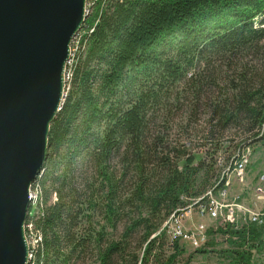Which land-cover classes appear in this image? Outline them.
Here are the masks:
<instances>
[{"label":"trees","instance_id":"trees-1","mask_svg":"<svg viewBox=\"0 0 264 264\" xmlns=\"http://www.w3.org/2000/svg\"><path fill=\"white\" fill-rule=\"evenodd\" d=\"M90 3L27 214L39 236L31 262L188 264L158 233L163 221L213 183L225 131L264 144V0ZM217 60L236 64L225 90L214 69L193 71ZM179 110L184 127L207 115L204 154H191L189 136L171 139Z\"/></svg>","mask_w":264,"mask_h":264},{"label":"water","instance_id":"water-1","mask_svg":"<svg viewBox=\"0 0 264 264\" xmlns=\"http://www.w3.org/2000/svg\"><path fill=\"white\" fill-rule=\"evenodd\" d=\"M87 0H0V264H27L29 190L48 161Z\"/></svg>","mask_w":264,"mask_h":264},{"label":"built area","instance_id":"built-area-1","mask_svg":"<svg viewBox=\"0 0 264 264\" xmlns=\"http://www.w3.org/2000/svg\"><path fill=\"white\" fill-rule=\"evenodd\" d=\"M90 4L87 0L86 18ZM81 39L80 29L70 43L65 87L70 78L69 66ZM240 143L238 139L231 144L223 143V155L222 148L214 154L217 175L213 183L197 197H183L188 203L176 208L163 221L158 233H164L169 242L176 241L195 250L210 244L208 236L213 234L234 246L226 251L248 252L252 264H264V169L255 170L251 166L254 145L251 144V148L247 143ZM41 174L36 176L29 190L30 209H34L39 200L37 179ZM24 233L29 246L27 264H32V252L39 236L29 219L25 221Z\"/></svg>","mask_w":264,"mask_h":264},{"label":"rangeland","instance_id":"rangeland-1","mask_svg":"<svg viewBox=\"0 0 264 264\" xmlns=\"http://www.w3.org/2000/svg\"><path fill=\"white\" fill-rule=\"evenodd\" d=\"M236 68V64L232 63L231 67L227 66V61H215L212 63V65L208 67H203V62H198L196 68L193 70L195 73L198 71H201L204 69V72H210L215 71V74L217 75V78L221 85H223V90H225V85L227 81V77L230 75H233L234 69ZM226 78V80H225ZM181 85L179 86V89H181ZM175 90V89H174ZM202 118H200L198 121H191L190 124L187 127H184V122L186 118V113H184L182 110L175 111L173 114V121L171 128L169 130V134L171 136V139L175 140H181V142H184L188 136L191 139V146L189 147V150L192 152L191 154H194V157L200 156L204 154V147L203 145L207 144V142L202 141L204 137L206 136V125H205V119L207 117L206 114L201 115ZM243 136L240 135V131L237 129L231 128L228 131H225L223 134V143L224 145L231 144L234 142V140H240L239 137ZM223 143H222V150L221 154L223 155ZM253 145V144H252ZM251 145V148H252ZM256 146V147H255ZM253 152H252V168L255 170L264 169V144L263 145H254ZM196 160V159H195ZM33 209L31 210V215H33ZM208 242L210 244L201 247L200 249H193L187 245H184L185 253L180 257L181 262L185 260L187 256H191L190 261L188 264H230L231 257L229 256L228 252L226 250H232L234 249V246H232L229 243L223 242V238H220L219 236L214 237L213 234H210L208 236ZM204 250V251H201ZM181 264V263H179Z\"/></svg>","mask_w":264,"mask_h":264}]
</instances>
